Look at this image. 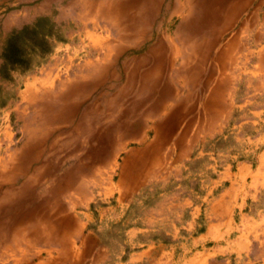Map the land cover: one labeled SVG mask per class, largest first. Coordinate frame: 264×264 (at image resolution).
I'll use <instances>...</instances> for the list:
<instances>
[{
	"label": "rangeland",
	"instance_id": "374dc122",
	"mask_svg": "<svg viewBox=\"0 0 264 264\" xmlns=\"http://www.w3.org/2000/svg\"><path fill=\"white\" fill-rule=\"evenodd\" d=\"M261 1L0 0V173L10 174L19 164L24 168L9 181L0 175V219L20 218L22 212L15 208L29 197L61 205L83 203L90 192L91 198L113 201L116 192L126 189L146 206L179 182L195 187L193 181L210 170L209 162L220 167L223 160L230 164L240 157L254 160L264 149V126H258L257 114L241 112L256 103L264 113V51L247 40L248 31L256 27L255 15L264 10ZM208 32L215 34L211 46L204 44L211 37ZM229 38L225 46L238 44L235 65L229 68L237 83L235 113L225 116L212 133L194 125L186 129L181 99L200 92L199 84L217 76L218 68L206 59L214 45ZM163 39L173 41L175 48L167 51L160 74L152 70L155 82L146 90L137 71L156 69ZM9 42L19 44L22 52L19 68L7 79L1 65ZM45 75L50 76L49 83L40 81L33 90L40 96L48 92L51 104L29 120L36 107L29 102L26 87L37 85ZM131 79L133 86L128 85ZM254 80L261 82L259 92L250 87ZM60 91L67 93L59 100ZM168 97L177 98V104L168 107L164 102ZM243 100L250 106L237 108ZM173 113L179 115L176 125L164 121ZM27 144L31 149L39 144L38 153L29 157ZM175 155L193 158L178 163ZM49 159L56 163L54 176L35 180L31 191L18 193ZM70 169L73 186L60 195L49 192L54 178ZM246 211L253 220L250 224L244 220L245 225L231 235L244 233L248 250L220 254L218 264H264V185L247 202ZM233 220L238 222L237 213Z\"/></svg>",
	"mask_w": 264,
	"mask_h": 264
},
{
	"label": "crops",
	"instance_id": "0c3cea01",
	"mask_svg": "<svg viewBox=\"0 0 264 264\" xmlns=\"http://www.w3.org/2000/svg\"><path fill=\"white\" fill-rule=\"evenodd\" d=\"M255 17L256 27L248 31L247 40L255 42L256 50L264 51V10L259 9ZM230 39L214 45L206 59L207 64L218 68L217 76L199 84L200 92L181 99L180 113L187 117L186 129L194 125L212 133L219 130L225 116L235 113L237 83L229 68L235 65L238 44L225 46ZM233 39L241 40L238 36ZM49 78L45 75L37 85H27L29 102L36 107L27 119L31 120L42 106H50L48 92L40 96L33 90ZM251 86L259 92L261 82L254 80ZM62 93L58 92L56 99H63L67 92ZM177 100L168 97L164 102L171 107ZM246 105L250 103L243 100L237 108ZM255 107L256 103L241 113L257 114L258 126H264V113ZM186 156L184 160L175 155L173 161L184 163L193 158ZM222 163L219 167L209 162L206 167L210 170L193 181L195 187L187 188L179 182L158 193L146 206H140L134 193L126 189L116 192L113 201L94 194L91 198L90 192L83 203L61 205L42 199L34 202L29 197L15 208L22 212L20 218L7 216L0 230V264H218L220 254L244 253L249 248L244 233L231 234L245 225L244 220L247 224L253 220L246 204L264 185V149L255 154L254 160L240 157L231 164L228 160ZM234 213L238 222L233 220Z\"/></svg>",
	"mask_w": 264,
	"mask_h": 264
},
{
	"label": "bare ground",
	"instance_id": "6f19581e",
	"mask_svg": "<svg viewBox=\"0 0 264 264\" xmlns=\"http://www.w3.org/2000/svg\"><path fill=\"white\" fill-rule=\"evenodd\" d=\"M194 2V1H193ZM247 3V2H246ZM246 5V4H245ZM185 10V9H184ZM236 11V10H235ZM237 14V13H236ZM233 16H235V15H233ZM234 19V18H233ZM234 21V20H233ZM229 23V22H228ZM223 25H225L224 24V22H223ZM222 25V26H223ZM226 27V26H225ZM224 27V28H225ZM228 27V26H227ZM220 28V27H219ZM222 28V27H221ZM255 29V28H254ZM217 30V29H216ZM218 33V32H217ZM208 36H211L209 39H207V41L204 43V44H206V45H208V46H211V44L213 43V40H214V33H212V32H208V34H207ZM217 35V34H216ZM199 39V38H198ZM206 39V38H205ZM174 40V39H173ZM204 41V40H203ZM163 42L165 43V46H162L161 45V49H159V51H160V53H161V55L159 56V60H160V64H158V65H156V66H154V67H156V69H154V68H144L145 70H141V71H139V69H138V71H137V74L138 75H140V73H142L141 74V76L144 78V80H143V83H144V85H143V88L144 89H146V90H149L150 88H151V85H152V83L153 82H155L154 80H155V77H154V74H160V72H161V70L162 69H164V68H166V65H165V60L167 59V51H169V50H171V49H174L175 47H173V45H172V43L171 42H173V41H166V40H164L163 39ZM192 42V41H191ZM190 42V43H191ZM202 42V41H201ZM199 43V42H198ZM193 45H196V44H193ZM188 46V45H187ZM189 47V46H188ZM199 48H201V47H199ZM208 48V47H207ZM163 49V50H162ZM191 52V51H190ZM192 53H193V51H192ZM196 54V53H195ZM201 54V53H200ZM206 54V53H205ZM204 54V55H205ZM203 55V54H202ZM188 57V56H187ZM197 57H199V56H197ZM204 57V56H203ZM190 60V59H189ZM168 62V61H167ZM199 62V61H198ZM193 65V64H192ZM138 67H139V65H137ZM158 67V68H157ZM192 67H195V66H192ZM183 68H185L184 66H183ZM201 69V68H200ZM152 70H154L155 72L153 73V71ZM190 72V71H189ZM193 72V71H192ZM195 72V71H194ZM157 80V79H156ZM132 79L131 80H129V82H128V85L129 86H133L132 85ZM72 84V83H71ZM69 86V85H68ZM67 90V89H66ZM61 92V91H60ZM64 93V92H63ZM62 93V94H63ZM61 94V95H62ZM63 96V95H62ZM61 102V101H60ZM180 111V110H179ZM176 112V111H175ZM146 117H150V114L149 113H146ZM178 118H179V115H178V113H173V114H171L169 117H167V119H165L164 121H166L168 124H170V125H176V123H177V120H178ZM162 122V121H161ZM160 122V123H161ZM77 128H79V127H77ZM119 144V143H118ZM25 148L26 149H29L30 147L28 146V144L27 145H25ZM39 148V144H37L36 146H34V148L33 149H31V151H30V153H29V157H31V156H33V155H36L37 153H38V149ZM20 158V157H19ZM18 160V159H17ZM126 160H128V159H126ZM27 163L28 162V157L26 158V160H24L23 161V163ZM20 163V162H19ZM19 163H17V164H19ZM2 165V164H1ZM3 167V166H2ZM23 166H21V164H19V165H16L15 167H14V169H12V170H10V174L9 173H3V172H1L0 173V175H1V177H3L5 180H7V181H9V180H11L12 179V177H13V175L14 174H17V173H21L22 171H23ZM55 169H56V163L55 162H53V160H47L46 162H45V164L39 169V170H37V171H35V173H34V175H33V177H31V178H29L25 183H23V185L21 186V188L17 191L18 193H21V192H23L24 193V191H31V189H32V187H33V182L35 181V180H40V179H42V178H44V177H49V176H54V173H55ZM3 171L5 172V170L3 169ZM22 176V175H21ZM73 169H70V170H68L66 173H64V174H62L61 176H59V177H56V178H54V183L53 184H51L48 188H47V190L49 191V192H51L52 194H54V195H60V194H62V193H64L65 191H67V190H69L72 186H73V183H74V178H73ZM23 177V176H22ZM21 177V178H22ZM23 180V179H22ZM6 184V183H5ZM9 189V188H8ZM17 219V218H16ZM6 222H7V220H6ZM3 224H5V221H2V219H0V230H2V228H3Z\"/></svg>",
	"mask_w": 264,
	"mask_h": 264
},
{
	"label": "trees",
	"instance_id": "16d2710c",
	"mask_svg": "<svg viewBox=\"0 0 264 264\" xmlns=\"http://www.w3.org/2000/svg\"><path fill=\"white\" fill-rule=\"evenodd\" d=\"M21 49L19 44L9 42L2 51L4 62L1 65V75L9 79L11 72L19 68L21 59Z\"/></svg>",
	"mask_w": 264,
	"mask_h": 264
}]
</instances>
